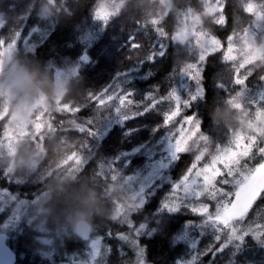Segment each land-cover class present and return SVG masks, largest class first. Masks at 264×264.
Instances as JSON below:
<instances>
[{"label": "trees", "instance_id": "16d2710c", "mask_svg": "<svg viewBox=\"0 0 264 264\" xmlns=\"http://www.w3.org/2000/svg\"><path fill=\"white\" fill-rule=\"evenodd\" d=\"M250 1L264 12V0H220L214 12L206 11L209 0H169L168 5L161 0H0V53L6 45L13 47L12 58L25 72L28 84L52 99L56 72L68 73L59 98L65 109L51 114L54 130L49 127L42 132L39 158L32 149L34 145L30 146L34 140L28 136L15 143L13 157L19 156L21 172H12L13 167L7 166L10 156L0 154V190L27 201L39 199L43 220V229L31 221L19 222L15 231L11 230L17 233L7 239L16 252L15 264H62L73 256H86L85 243L93 236L110 246L108 252L117 251L119 245L129 256L142 248L148 264H184L195 250L214 251L224 242V232L217 241L212 227L200 223L205 219L202 215L183 204L169 212L161 208V202L191 162L203 167L226 150L235 159L243 144L248 151L241 153L244 158L238 161L240 168L257 169L264 164L260 152L264 149V104H259L264 99V51L245 64L240 57L227 53L230 43H240L255 25V14L248 9ZM105 4L109 13L94 18L93 9ZM188 10L202 15L201 28L217 39L220 47L204 50L192 39H173L183 25L181 13ZM138 23L149 28L151 39L164 41L163 53L138 61L123 59L113 68L104 43L118 32L127 36ZM152 55L155 58L148 60ZM106 90L108 95L103 96ZM127 90L133 97L124 93ZM92 93L100 94V98ZM148 93H152L150 98ZM176 97L184 101L185 115L198 121L201 137L195 147L180 151L183 153L177 160H171L153 177L144 188L142 204L119 215L110 183L114 181L127 192L132 176L145 169L150 159L131 153L133 144L122 137L135 126L150 128L154 124L161 110H144L150 101L164 109L173 106ZM112 100L120 105V113ZM2 102L0 97V110ZM8 118V112L0 116V136ZM76 122L83 125L79 127ZM138 133L140 130L129 137ZM62 138L64 142H60ZM26 140L30 141L27 146ZM29 157L32 159L26 164ZM198 202L208 203L209 198L201 197ZM210 211H214L213 205ZM7 215L6 209L0 210V224ZM78 218L91 223L89 237L82 238L75 231L73 224ZM127 219L132 221L131 226ZM140 224L145 227L136 231ZM261 225L264 200H257L245 226ZM108 232L112 233L110 238ZM262 241L264 236L253 238L249 233L236 240L234 251L228 244L215 257L211 252L198 257L199 264H249L253 258L254 264H264L258 258L264 254ZM250 246L258 247L257 256L246 250ZM20 252H24L23 257Z\"/></svg>", "mask_w": 264, "mask_h": 264}, {"label": "rangeland", "instance_id": "374dc122", "mask_svg": "<svg viewBox=\"0 0 264 264\" xmlns=\"http://www.w3.org/2000/svg\"><path fill=\"white\" fill-rule=\"evenodd\" d=\"M161 1L166 5L169 4V0ZM219 3L220 0H209L206 11L214 12L219 8ZM248 9L255 14V25L250 30L248 29L249 31L247 30L241 37L242 40L240 43L232 41L227 51L230 57H240L241 64L255 61L264 51V12L253 1L249 2ZM102 10L106 14L110 11L109 6L106 4L103 5ZM180 19L183 22L182 28L176 32L173 39L184 41L186 39H192L199 46L203 47L204 50L220 47L221 43L217 39L211 38L208 34L206 35V31L204 32L201 28V14L188 10L181 13ZM137 25L135 30L131 31L127 36L120 35L118 32L116 35L111 36L107 43H104V50L107 49L109 51L108 57L112 60L113 68L119 66L123 59L130 58L138 61L148 55L162 51L165 44L164 41L158 37L151 39L149 28L145 24L138 23ZM257 32H259L258 37H256ZM130 36H135V41H132ZM12 51L13 47L6 45L0 53V97L3 100L0 116L7 112L9 115L2 136H0V154L10 156V161L7 162V166L13 167L11 168L12 172L17 169L21 172L22 168L17 161L19 156L13 157L16 154L17 148V144L15 143L18 141V138H23L24 136L30 137L29 140H34L30 146L32 147L34 145L32 149L37 154L36 158H39L42 151V132L51 127V114L60 112L63 108L65 109V106L59 103V98L68 73L61 70L56 72L54 97L52 99H46L43 94L28 84L25 72L12 58ZM198 85L199 83L194 85L195 89H197ZM182 102L184 103V101H180V98L176 97L173 106L170 105L163 109V107H156V105L150 108L155 112L161 110V114L154 118V124H150L152 125L150 128L135 126L122 137L126 143L133 144V147L130 149L131 153L145 154L150 159L149 163L145 165V169L140 170L132 176V184L129 185L127 192L120 190L124 187L119 186L114 181L110 183V189L113 190L112 192H114L115 196V210L119 215L124 214L129 208H134L141 202L143 188L149 185L153 177L161 173L163 168L172 160L170 156L169 137H174V150L176 151L190 150L198 143L201 137L198 121L193 116L185 115ZM261 103L264 104V99L259 104ZM154 104H156L155 101H150V105L148 106ZM163 113H168L165 118V123L168 124L167 127L162 123ZM76 123L79 127L83 125L78 122ZM106 125L108 126L109 124ZM53 130L54 128L51 129V131ZM139 130L140 133L134 134V137H129V135ZM143 136L144 138H142ZM64 141V138L60 139V142ZM7 143L11 144V146L7 145ZM13 144H15L14 147ZM25 144L27 146L30 144V141L26 140ZM2 151L5 152L2 153ZM125 152H122L120 155L123 156ZM31 159L32 157H29L25 163H29ZM33 163L35 162L33 161ZM260 168L261 166L256 169L257 172ZM20 174L24 175V173ZM21 201H23L22 204ZM39 203V199L27 201L24 198L10 195V193L0 190V210L6 209L8 211L7 217L1 221L0 231L6 232L10 238V236H16L17 233L14 232L12 234V231H15L19 222L28 223L31 221L38 229H43ZM18 204H20L19 209H17ZM79 219L82 218L76 219L74 224ZM95 238L97 237H89L85 243L84 254L86 256L82 255L79 258L73 256V259L70 258L69 261L62 264H100V262L102 264L103 259V264H148L144 253L142 256H138L139 249H136L134 254L126 256V251L119 245L117 251L113 250L108 252L110 246L108 247L103 242L99 244L97 256L90 257V250L88 249L90 240ZM41 240L44 243L48 241L45 238ZM236 245L237 242L234 239L230 243L233 251L237 248ZM246 250L252 257L257 256L259 253L258 247L256 246L247 247ZM20 256L23 257L24 252H20ZM258 258L260 260L259 262H264V254H260ZM248 263L254 264V258L252 262L249 261Z\"/></svg>", "mask_w": 264, "mask_h": 264}, {"label": "snow or ice", "instance_id": "6c2138e0", "mask_svg": "<svg viewBox=\"0 0 264 264\" xmlns=\"http://www.w3.org/2000/svg\"><path fill=\"white\" fill-rule=\"evenodd\" d=\"M103 6L93 9L94 18L105 17L106 13L102 10ZM102 22H104L102 20ZM106 24V23H105ZM18 35V34H17ZM132 41H135V36H130ZM11 47V45H9ZM163 52H161L162 54ZM155 55H152L148 60H153ZM86 59V57H85ZM119 77V74H117ZM200 77H203V71L200 72ZM128 97H133L130 90L125 91ZM107 90L103 93V96H107ZM92 96L100 98V94L92 93ZM150 98L152 93H148ZM118 96L116 99L119 100ZM128 102V101H127ZM125 101V103H127ZM163 102V101H161ZM113 104H116V100H112ZM148 106V109L156 106ZM117 112H119L120 105L116 104ZM191 108L189 104L188 109ZM144 108V110H148ZM143 110V111H144ZM142 111V112H143ZM141 112V114H142ZM120 113V112H119ZM136 112L132 113L134 116ZM168 113H163L162 123L165 127L168 124L165 123V118ZM127 118V117H126ZM174 137H169L170 156L173 161L177 160L183 153L176 151L174 145ZM239 143V141H237ZM232 151H237L235 148ZM248 148L243 144L240 145V152H237L235 159L230 157L229 152L226 150L223 154L218 155L213 161L209 162L203 167H197V164L191 162L186 170L181 174L177 183L172 185L171 192L165 196L161 202V208L166 209L169 212L178 210L183 204L190 211L196 214H200L205 219L201 220V224L210 225L213 231L216 233L215 239L219 241L221 239V232L225 233L224 242L219 245L214 251L209 248L205 252H199L195 250L191 259L184 261V264H199L198 257H202L211 252V255H215L222 252L224 248L230 244L234 239L237 241L242 240L249 233L253 238H261L264 236V225L253 227L245 226V220L248 216L249 210L253 207L254 202L257 200H264V176L260 172H257L255 167H243L238 166V161L244 158L241 153H247ZM261 154H264V149L260 150ZM264 160V158H262ZM220 165V166H218ZM234 165H237L234 167ZM222 166V167H221ZM199 168V171L197 170ZM261 171H264V164H261ZM217 184L222 185L217 187ZM230 186V190H226V187ZM179 192V194H177ZM142 200H144V188L141 192ZM201 197H208V203H199L198 200ZM214 202V204H213ZM23 201H21V204ZM210 205L214 206V211H210ZM20 208V204L17 205V209ZM126 222L131 226L132 221L127 219ZM144 224H140L139 229H143ZM110 238L111 232L107 233ZM116 236L127 239L123 233H116ZM101 238L97 237L90 240L89 250L90 257H96L98 253L99 244ZM264 242V241H262ZM135 243V241H133ZM193 247L197 246L193 242ZM143 255V249L138 250V256ZM211 264V261H210Z\"/></svg>", "mask_w": 264, "mask_h": 264}, {"label": "water", "instance_id": "95a60500", "mask_svg": "<svg viewBox=\"0 0 264 264\" xmlns=\"http://www.w3.org/2000/svg\"><path fill=\"white\" fill-rule=\"evenodd\" d=\"M258 172H260L261 175L264 176V171H261V168L259 169ZM261 186H264V184H262ZM81 221H83V223L86 226L77 228L76 225L80 223ZM74 227H75V231L77 232V234L81 236L82 238L89 237L92 231L91 223L88 220L83 219V218L77 220L75 222ZM7 237H8V234L6 232L0 231V264H15L16 259H17L16 252L8 244Z\"/></svg>", "mask_w": 264, "mask_h": 264}, {"label": "clouds", "instance_id": "9594fccd", "mask_svg": "<svg viewBox=\"0 0 264 264\" xmlns=\"http://www.w3.org/2000/svg\"><path fill=\"white\" fill-rule=\"evenodd\" d=\"M81 211L84 212L85 215H87V210H86L85 208H82ZM82 226H86V225L83 223V221H81L80 223H78V224L76 225L77 228L82 227Z\"/></svg>", "mask_w": 264, "mask_h": 264}]
</instances>
